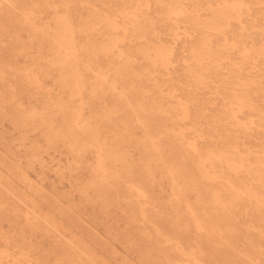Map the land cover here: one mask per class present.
<instances>
[{
  "label": "rangeland",
  "instance_id": "obj_1",
  "mask_svg": "<svg viewBox=\"0 0 264 264\" xmlns=\"http://www.w3.org/2000/svg\"><path fill=\"white\" fill-rule=\"evenodd\" d=\"M114 3L0 0V264H262L236 249L237 224L257 227L233 196L218 210L227 242L181 223L182 197L199 215L184 182L192 158L133 80L142 44Z\"/></svg>",
  "mask_w": 264,
  "mask_h": 264
},
{
  "label": "bare ground",
  "instance_id": "obj_2",
  "mask_svg": "<svg viewBox=\"0 0 264 264\" xmlns=\"http://www.w3.org/2000/svg\"><path fill=\"white\" fill-rule=\"evenodd\" d=\"M257 4L261 5L255 10ZM263 4L264 0H115L113 5L118 21L126 16L128 41L142 44L128 64L133 80L147 86L150 96L159 97L154 106L167 116L164 129L188 147L192 158L194 170L185 171L184 182L196 194L199 215L182 197L175 207L185 206L190 213L181 223L195 225L198 241L227 242L218 226V210L233 196L232 202L244 205L253 218L250 225L257 227L254 231L237 224L232 234L241 243L236 249L249 261L251 255L260 258L262 264ZM7 9L0 11L9 15ZM65 32L72 43L73 28ZM127 52L133 55V49ZM203 112L204 124L199 118ZM205 140L208 144L202 145ZM134 195L143 209L141 194Z\"/></svg>",
  "mask_w": 264,
  "mask_h": 264
}]
</instances>
